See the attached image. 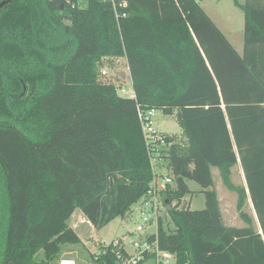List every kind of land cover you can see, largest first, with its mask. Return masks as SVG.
<instances>
[{"label":"trees","instance_id":"trees-1","mask_svg":"<svg viewBox=\"0 0 264 264\" xmlns=\"http://www.w3.org/2000/svg\"><path fill=\"white\" fill-rule=\"evenodd\" d=\"M9 1L0 12V264H58L81 243L76 212L103 230L141 202L153 169L139 109L176 116L182 129L180 141L167 138L174 185L160 249L178 264H264V0H234L245 16L242 55L202 0H116L128 5L119 23L104 0L75 9L78 0ZM107 60L126 62L135 100L101 82ZM239 164L246 187L231 180ZM213 169L237 194L245 227L224 225ZM187 182L203 189L205 210L181 208ZM95 263L119 264L105 246Z\"/></svg>","mask_w":264,"mask_h":264},{"label":"rangeland","instance_id":"rangeland-1","mask_svg":"<svg viewBox=\"0 0 264 264\" xmlns=\"http://www.w3.org/2000/svg\"><path fill=\"white\" fill-rule=\"evenodd\" d=\"M245 1L246 0H238L242 5L245 4ZM200 4L209 18L225 35L230 44L242 55L244 51L245 16L243 11L236 6L235 1L202 0ZM100 72L108 73L107 77L101 75V82L114 83L118 86H122L126 90L129 89V87L125 86L129 76L125 61L118 62L107 60L103 63ZM26 93L27 92H25V94ZM154 121L161 134L177 137L179 141L181 140L182 129L176 116H165L162 112H156ZM213 171V190L218 195L224 225L234 228L245 227L244 222L239 218L237 212V194L226 188L218 169H213ZM231 180L235 186L244 187L243 176L237 166L232 170ZM187 185L190 194L183 200L182 208L188 207L192 212L205 210L206 198L203 189L194 182H187ZM250 205V200H248L246 212L255 218V227L259 230V224L254 214L253 207ZM167 211L168 209L166 208V214H164L166 217ZM144 212L145 210L142 208L141 204L135 205L125 218L115 220L103 230L95 229L85 219L81 212H76L70 221V228L78 235L81 243L75 247H68L58 264H61L63 261H70L75 264H96L95 260L100 255L101 247L107 246L126 236L130 239L131 234L136 231L138 224L143 220ZM166 222L170 224L171 229H174L170 220Z\"/></svg>","mask_w":264,"mask_h":264},{"label":"built area","instance_id":"built-area-1","mask_svg":"<svg viewBox=\"0 0 264 264\" xmlns=\"http://www.w3.org/2000/svg\"><path fill=\"white\" fill-rule=\"evenodd\" d=\"M113 6L115 17L119 23L121 18H126L119 11L126 9L127 3H117L116 0H104ZM87 0H78L72 5V9L84 8ZM129 76L126 80L128 90L121 87L119 93L122 97L135 100L136 94L133 90V83L130 70L127 66ZM103 77H107V72H102ZM139 120L142 125L144 139L150 156V163L153 169V181L146 196L141 200L143 220L138 224L136 231L131 234L130 239L124 237L108 244L115 254L119 264H178L177 259L160 249L159 223L166 214L167 205L165 199L169 193V186H173V178L169 174L168 163L164 160L165 154L171 147L168 143V135L161 134L155 124V111L145 112L139 109ZM175 204L173 205V207ZM182 208V207H181ZM61 264H75L70 261H63Z\"/></svg>","mask_w":264,"mask_h":264},{"label":"crops","instance_id":"crops-1","mask_svg":"<svg viewBox=\"0 0 264 264\" xmlns=\"http://www.w3.org/2000/svg\"><path fill=\"white\" fill-rule=\"evenodd\" d=\"M237 168L240 170V172H241V175L243 176V180H244V186L246 187V181H245V177H244V173H243V170H242V167H241V165L239 164L238 166H237ZM214 171H212V173H213ZM250 200V199H249ZM250 206L251 207H253L252 206V203H251V200H250ZM250 216H252V215H250ZM253 217V216H252ZM147 264H151V263H147Z\"/></svg>","mask_w":264,"mask_h":264},{"label":"water","instance_id":"water-1","mask_svg":"<svg viewBox=\"0 0 264 264\" xmlns=\"http://www.w3.org/2000/svg\"><path fill=\"white\" fill-rule=\"evenodd\" d=\"M9 0H5L4 2H2L1 4H0V12H1V10L5 7V6H7L8 4H9ZM25 92H26V88H24V93H23V95H25Z\"/></svg>","mask_w":264,"mask_h":264}]
</instances>
